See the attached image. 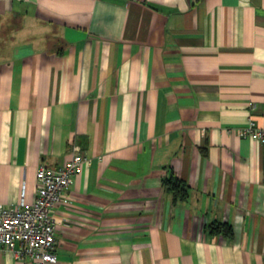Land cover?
<instances>
[{
	"label": "crops",
	"instance_id": "1",
	"mask_svg": "<svg viewBox=\"0 0 264 264\" xmlns=\"http://www.w3.org/2000/svg\"><path fill=\"white\" fill-rule=\"evenodd\" d=\"M249 119L264 128V0H0V205L22 185L32 201L72 146L87 160L55 208V264H264Z\"/></svg>",
	"mask_w": 264,
	"mask_h": 264
},
{
	"label": "built area",
	"instance_id": "2",
	"mask_svg": "<svg viewBox=\"0 0 264 264\" xmlns=\"http://www.w3.org/2000/svg\"><path fill=\"white\" fill-rule=\"evenodd\" d=\"M243 137L264 140V128L249 119L240 129ZM87 160L75 146L71 158L56 167L39 166L32 201L21 196L13 205H0V250L11 252L25 264H55V208L69 201L68 189L74 175Z\"/></svg>",
	"mask_w": 264,
	"mask_h": 264
},
{
	"label": "trees",
	"instance_id": "3",
	"mask_svg": "<svg viewBox=\"0 0 264 264\" xmlns=\"http://www.w3.org/2000/svg\"><path fill=\"white\" fill-rule=\"evenodd\" d=\"M164 191L169 193L172 197V202L179 203L186 199L188 195L187 184L180 179L172 170L167 176L161 179ZM204 231L211 236H225L231 237L232 228L227 222H213L204 226Z\"/></svg>",
	"mask_w": 264,
	"mask_h": 264
}]
</instances>
